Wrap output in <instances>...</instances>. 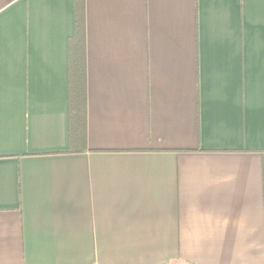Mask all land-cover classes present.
<instances>
[{
	"label": "crops",
	"instance_id": "0c3cea01",
	"mask_svg": "<svg viewBox=\"0 0 264 264\" xmlns=\"http://www.w3.org/2000/svg\"><path fill=\"white\" fill-rule=\"evenodd\" d=\"M0 0V264H264V0Z\"/></svg>",
	"mask_w": 264,
	"mask_h": 264
},
{
	"label": "trees",
	"instance_id": "16d2710c",
	"mask_svg": "<svg viewBox=\"0 0 264 264\" xmlns=\"http://www.w3.org/2000/svg\"><path fill=\"white\" fill-rule=\"evenodd\" d=\"M74 33L69 39V121L72 140L83 136L85 111L84 1L73 0Z\"/></svg>",
	"mask_w": 264,
	"mask_h": 264
}]
</instances>
